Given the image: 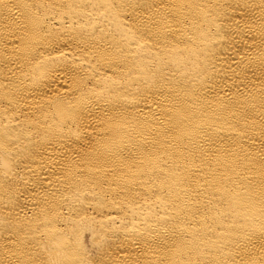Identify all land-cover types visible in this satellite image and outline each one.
<instances>
[{
    "label": "bare ground",
    "instance_id": "1",
    "mask_svg": "<svg viewBox=\"0 0 264 264\" xmlns=\"http://www.w3.org/2000/svg\"><path fill=\"white\" fill-rule=\"evenodd\" d=\"M0 264H264V0H0Z\"/></svg>",
    "mask_w": 264,
    "mask_h": 264
}]
</instances>
